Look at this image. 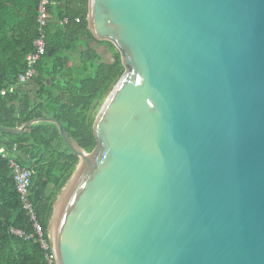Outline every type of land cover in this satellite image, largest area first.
Masks as SVG:
<instances>
[{"label":"water","instance_id":"1","mask_svg":"<svg viewBox=\"0 0 264 264\" xmlns=\"http://www.w3.org/2000/svg\"><path fill=\"white\" fill-rule=\"evenodd\" d=\"M125 73L49 233L59 264H264V0H88Z\"/></svg>","mask_w":264,"mask_h":264},{"label":"trees","instance_id":"2","mask_svg":"<svg viewBox=\"0 0 264 264\" xmlns=\"http://www.w3.org/2000/svg\"><path fill=\"white\" fill-rule=\"evenodd\" d=\"M72 1L54 0L47 53L33 80L36 89L0 92V128L17 129L36 119L54 118L90 153L96 145L95 112L126 68L115 44L98 42L89 32L88 0ZM38 6L39 0H0V90L15 83L27 68L38 36ZM64 20L69 24L61 27L59 22ZM94 45H108L114 60L102 61ZM0 140L8 149L17 145V162L33 173L29 199L48 236L58 197L74 176L79 159L53 123L34 124L20 134L2 132ZM13 229L30 235L32 223L16 192L9 163L0 157V264H45L41 246L16 238Z\"/></svg>","mask_w":264,"mask_h":264},{"label":"built area","instance_id":"3","mask_svg":"<svg viewBox=\"0 0 264 264\" xmlns=\"http://www.w3.org/2000/svg\"><path fill=\"white\" fill-rule=\"evenodd\" d=\"M53 3L54 0H39L37 21L38 36L34 42V51L27 57V68L25 72L20 74L15 83H12L8 88L1 89L0 92L2 95H6L8 92L28 85L37 76V66L47 53L48 28L53 20V14L51 12ZM76 22L78 23V21ZM68 24L69 22L67 20L59 22L61 27H65ZM1 133L0 131V134ZM17 152H19V147H17V145H14L12 149H8L0 143V157L9 163L16 192L19 194L24 212L29 216L32 223V233L27 235L22 231L14 229L11 230V232L16 238L25 239L27 241L33 240L34 243H38L45 252V264H59L52 237L50 234L48 236L45 234L43 226L38 221L29 199L33 173L30 169L17 162Z\"/></svg>","mask_w":264,"mask_h":264},{"label":"rangeland","instance_id":"4","mask_svg":"<svg viewBox=\"0 0 264 264\" xmlns=\"http://www.w3.org/2000/svg\"><path fill=\"white\" fill-rule=\"evenodd\" d=\"M94 47L96 48V51L98 52V54L101 56L102 61L112 62L114 60V52L112 49H110V47L108 45H105V46H95L94 45ZM75 57L77 59V55ZM31 83H30V85H28L29 89H36V84H34V82H31ZM103 103H104V100L102 101L101 105L99 106V110L102 107ZM99 110H97L95 112V114L98 113ZM62 194H63V191L60 194V196L58 197L57 203L60 201Z\"/></svg>","mask_w":264,"mask_h":264},{"label":"crops","instance_id":"5","mask_svg":"<svg viewBox=\"0 0 264 264\" xmlns=\"http://www.w3.org/2000/svg\"><path fill=\"white\" fill-rule=\"evenodd\" d=\"M71 2H72V4H73V1H72V0H71ZM57 3H58V2H57ZM24 87H25L26 89L29 88V86H27V85H25ZM0 143H1L3 146H5V145L2 143L1 140H0ZM5 147H6V146H5Z\"/></svg>","mask_w":264,"mask_h":264},{"label":"clouds","instance_id":"6","mask_svg":"<svg viewBox=\"0 0 264 264\" xmlns=\"http://www.w3.org/2000/svg\"><path fill=\"white\" fill-rule=\"evenodd\" d=\"M32 82H33V81H32ZM29 84H30V83H29ZM29 84H28V85H29ZM49 234H50V233H49Z\"/></svg>","mask_w":264,"mask_h":264}]
</instances>
